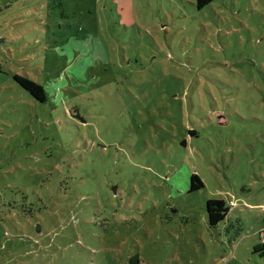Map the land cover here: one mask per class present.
<instances>
[{"label":"rangeland","instance_id":"obj_1","mask_svg":"<svg viewBox=\"0 0 264 264\" xmlns=\"http://www.w3.org/2000/svg\"><path fill=\"white\" fill-rule=\"evenodd\" d=\"M0 64V264H264V0H0Z\"/></svg>","mask_w":264,"mask_h":264},{"label":"trees","instance_id":"obj_2","mask_svg":"<svg viewBox=\"0 0 264 264\" xmlns=\"http://www.w3.org/2000/svg\"><path fill=\"white\" fill-rule=\"evenodd\" d=\"M215 0H196V5L198 9H203L206 6L210 5L213 3ZM2 71V66L0 64V72ZM14 80L16 83L20 86V88L29 94L31 97H33L36 101L40 103H46L47 102V93L45 91V88L31 80L28 77L20 76V75H15ZM204 188V183L200 179L198 175H192L190 179V189L189 191L192 192H197L200 191ZM237 204V203H236ZM235 208L234 205L231 204V202L227 203L224 200H208L207 205H206V212H207V217H208V224L211 228L217 227L219 224L224 222L231 209ZM258 236L261 242L260 234L258 232ZM253 254H258L261 258L264 259V243L260 245H257L254 247ZM131 264H140V261L138 258L134 259L133 263Z\"/></svg>","mask_w":264,"mask_h":264},{"label":"built area","instance_id":"obj_3","mask_svg":"<svg viewBox=\"0 0 264 264\" xmlns=\"http://www.w3.org/2000/svg\"><path fill=\"white\" fill-rule=\"evenodd\" d=\"M262 244L264 243V230L259 231Z\"/></svg>","mask_w":264,"mask_h":264},{"label":"crops","instance_id":"obj_4","mask_svg":"<svg viewBox=\"0 0 264 264\" xmlns=\"http://www.w3.org/2000/svg\"><path fill=\"white\" fill-rule=\"evenodd\" d=\"M258 241H259L258 245H260V244H261V242H260L259 236H258Z\"/></svg>","mask_w":264,"mask_h":264}]
</instances>
